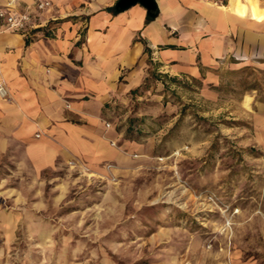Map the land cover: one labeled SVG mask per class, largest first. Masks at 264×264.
Segmentation results:
<instances>
[{
    "label": "rangeland",
    "instance_id": "374dc122",
    "mask_svg": "<svg viewBox=\"0 0 264 264\" xmlns=\"http://www.w3.org/2000/svg\"><path fill=\"white\" fill-rule=\"evenodd\" d=\"M256 78L259 93L248 89ZM262 78L264 69L231 63L209 84L173 79L151 63L143 79L149 89L128 92L109 109L118 157H72L35 171L0 155L7 258L264 264Z\"/></svg>",
    "mask_w": 264,
    "mask_h": 264
},
{
    "label": "crops",
    "instance_id": "0c3cea01",
    "mask_svg": "<svg viewBox=\"0 0 264 264\" xmlns=\"http://www.w3.org/2000/svg\"><path fill=\"white\" fill-rule=\"evenodd\" d=\"M37 1H49L43 10ZM116 0H0L31 15L13 30L0 21V155L35 171L58 160L91 163L119 156L110 107L144 79L153 63L176 79L219 80L224 65L264 69V0H157L154 19ZM259 12L255 14V10ZM84 14V21L73 18ZM149 64V65H148ZM0 224V231L4 229ZM8 241L0 240V264Z\"/></svg>",
    "mask_w": 264,
    "mask_h": 264
},
{
    "label": "built area",
    "instance_id": "2783aa9c",
    "mask_svg": "<svg viewBox=\"0 0 264 264\" xmlns=\"http://www.w3.org/2000/svg\"><path fill=\"white\" fill-rule=\"evenodd\" d=\"M50 5L49 1H37L36 7L39 10H43ZM0 21L13 30H19L32 22V17L29 13L24 11H18L11 8V4L5 7L0 6ZM0 97H7V89L5 84L0 81ZM110 126V123H107Z\"/></svg>",
    "mask_w": 264,
    "mask_h": 264
},
{
    "label": "water",
    "instance_id": "95a60500",
    "mask_svg": "<svg viewBox=\"0 0 264 264\" xmlns=\"http://www.w3.org/2000/svg\"><path fill=\"white\" fill-rule=\"evenodd\" d=\"M135 4H140L146 9V17L148 19H154L160 11L157 0H116L113 5L115 13H120Z\"/></svg>",
    "mask_w": 264,
    "mask_h": 264
},
{
    "label": "trees",
    "instance_id": "16d2710c",
    "mask_svg": "<svg viewBox=\"0 0 264 264\" xmlns=\"http://www.w3.org/2000/svg\"><path fill=\"white\" fill-rule=\"evenodd\" d=\"M109 10L111 11H114L113 9V6L112 7H109ZM149 65V64H148ZM157 78V77H156ZM173 79H176L175 77H173ZM264 79V78H262ZM262 82L261 79H254L251 84L248 86V89H254V90H257V93H259L262 89H261V86L258 85V83ZM264 84V83H262ZM260 88V89H258ZM149 89V84L144 82V80L138 85L136 86L135 88L131 89L129 92L131 94H140L142 91H145V90H148ZM260 90V91H259ZM260 101H264V97H261L259 99ZM108 105H112V103H108Z\"/></svg>",
    "mask_w": 264,
    "mask_h": 264
},
{
    "label": "bare ground",
    "instance_id": "6f19581e",
    "mask_svg": "<svg viewBox=\"0 0 264 264\" xmlns=\"http://www.w3.org/2000/svg\"><path fill=\"white\" fill-rule=\"evenodd\" d=\"M254 12H255L256 15L259 13V12L257 11V8H256V10H255Z\"/></svg>",
    "mask_w": 264,
    "mask_h": 264
}]
</instances>
